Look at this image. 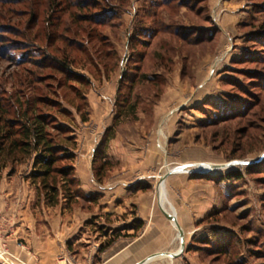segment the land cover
<instances>
[{
  "label": "rangeland",
  "instance_id": "obj_1",
  "mask_svg": "<svg viewBox=\"0 0 264 264\" xmlns=\"http://www.w3.org/2000/svg\"><path fill=\"white\" fill-rule=\"evenodd\" d=\"M71 1L0 0V94L50 98L48 112L64 132L54 134L71 138L77 190L87 195L71 205L62 195L58 206L48 207L27 178L30 164L7 168L4 179L37 196L31 218L41 226L26 229L43 233L45 215L63 224L87 220L84 240L57 243V264H103L137 236L126 232L125 224L132 226L128 209L106 216L100 193L84 187L101 189L122 205L126 195L116 192L137 187L154 203L163 235L149 231L143 249L122 257V264L176 254L181 237L159 206L162 177L195 164L255 162L170 176V215L185 245L177 257L148 264H264V0H175L167 10L153 6L161 0H105V25L91 20L98 16L94 4L104 0H82L90 7L85 10ZM149 9L157 15L146 16ZM66 57L71 63L63 74L52 59ZM31 75L43 82L27 84ZM0 203L6 212L7 202ZM145 228L144 222L138 227ZM4 231L1 264H37L30 237Z\"/></svg>",
  "mask_w": 264,
  "mask_h": 264
},
{
  "label": "trees",
  "instance_id": "obj_2",
  "mask_svg": "<svg viewBox=\"0 0 264 264\" xmlns=\"http://www.w3.org/2000/svg\"><path fill=\"white\" fill-rule=\"evenodd\" d=\"M161 1V5L159 2L153 1V6L161 7L163 5V9L167 10L171 8V5L174 7L177 5L173 3L175 0ZM180 5L185 7L187 4L182 1ZM75 6L79 10L90 8L89 4L82 0H77ZM108 7L109 3L105 0L101 1L100 4H94L93 10L98 13V16H92L91 20L95 18L93 22L95 25L107 23V20L101 21V17L104 19L106 16L108 17V14L105 13L110 10ZM150 13L153 16L157 15V12L149 9L146 16ZM143 31L146 37L150 35L148 30ZM176 33L178 36L179 32L176 31ZM52 60L55 61L54 69L61 70L63 74H65V70L70 68L71 62H68V57L60 63L55 58ZM38 68L46 69V66L39 63ZM34 81L31 75L27 84L43 82L42 80ZM10 97L7 99L0 94V171L11 168V171L14 172L16 168L30 164L29 180L35 187L38 200L44 201L48 207L58 206L62 195L69 201L70 205L77 198H86L87 195L77 190L79 182L72 166L75 156L71 153L74 147L71 138L61 141L58 135L54 134V131L59 135H63L64 132L60 124H55L59 126L56 128L54 116L48 112L51 104L50 98L46 94L29 97L23 94H11ZM55 104L59 105L58 102ZM62 164L63 166H61ZM61 183L62 186L59 187Z\"/></svg>",
  "mask_w": 264,
  "mask_h": 264
},
{
  "label": "crops",
  "instance_id": "obj_3",
  "mask_svg": "<svg viewBox=\"0 0 264 264\" xmlns=\"http://www.w3.org/2000/svg\"><path fill=\"white\" fill-rule=\"evenodd\" d=\"M4 171L5 170L0 171V179H1L0 182H4L0 187V191L2 192V194H0V199L2 201H6L7 206H6V212H3L5 210H0V235L1 236L3 235L2 233L5 232L4 230L6 228H7V232H9L8 234L9 236L12 235L16 236L18 235V233H22L23 236L27 234V237H30L29 242L32 241L34 243L35 248H37L38 252L36 253L37 255H35V259L38 260L37 264H57L58 244H62L65 241L66 243L70 241L79 243L80 241L84 240L87 234L89 233L88 232L89 228L85 227L88 226L87 224L88 221L76 219L72 221H67L66 224H63L61 223L62 221L61 217L60 219L57 220L54 219L55 220L54 221L52 219L49 220L48 216L45 215V217L43 218L44 221L43 233L41 232L40 235H37L38 233L36 231L37 234L36 233L30 234V232L26 228H30L32 223L35 226L34 227L35 230L36 227L38 228L41 226V223L38 220L34 219L35 218L34 216H31L35 208H38L35 207L33 204L36 203L35 200L37 196L35 195V192L33 190L27 194L20 193L14 181L12 182L11 179H4L5 178L4 175L2 176L1 174V172L3 173ZM177 174H181V173H177ZM29 175L30 172L27 175L28 180H29ZM9 178L12 177L10 176ZM28 180L26 181L27 183ZM82 186L84 187V185ZM84 189L87 193H96V194L100 193V195L102 196L100 200V204L101 206H103V209L99 208V210L103 211V213H105L106 216L113 214L118 215L123 211L126 212V210L128 209L130 212L129 217H132L128 223L132 224L133 227L132 226L130 227L128 224H125L126 225L125 227H127L126 232L127 233L132 232V235L135 234L137 236L134 239V242L129 243L127 247L125 246L119 247L118 249H116V251L114 250L115 252L113 251V254L111 253L107 258L104 259L103 264H122V262L125 259H127V258L123 259L122 257H130L131 253H135L138 250L143 249V242H144L143 240L147 238L146 235H148L149 231L154 233L157 237L163 235V231L158 229L161 227L160 224L162 220L158 218L157 215L154 214V209H155L154 203L152 202L151 199L145 201L143 196L140 195V192L137 191L138 190L137 187L135 188L128 187L126 189L121 188L120 190H118V192H116L115 195L119 194L121 195V197H125L126 195V199L123 205L119 203L118 199L113 200L111 199V197L109 198L110 195L108 193L105 194V192L101 191V189H97L94 186L89 185L88 188H86L85 186ZM18 195L19 197L22 195L21 196L22 198L19 199ZM16 199H18L17 200L18 205H13V202L15 204ZM20 200L23 201L21 202V206H20ZM113 201L117 204L116 206L112 205ZM1 207L4 208L3 204L2 206L0 205V208ZM31 217L34 218L32 219ZM142 222L146 223L147 228L138 229V227ZM60 226L62 227L60 228ZM16 228L18 229V231H16ZM51 231L54 232V235L49 233ZM162 241L166 243L168 242V239L167 240L163 239ZM121 244L123 243L121 242ZM165 257L169 259L171 258V256L168 257L165 256ZM27 258L25 257V260H28ZM33 258L34 257H31V259ZM67 264H73V263H67Z\"/></svg>",
  "mask_w": 264,
  "mask_h": 264
},
{
  "label": "water",
  "instance_id": "obj_4",
  "mask_svg": "<svg viewBox=\"0 0 264 264\" xmlns=\"http://www.w3.org/2000/svg\"><path fill=\"white\" fill-rule=\"evenodd\" d=\"M255 162H239V161H236V162H232V163H229L227 165H218V166H214V165H203L202 167H199V168H194V169H189L191 166H184L183 168H180L179 169V172L181 174H196V175H206L207 172H212V171H223V170H226V169H229L230 167H233V166H249V165H252L254 164ZM177 172L173 171V170H170L168 171L163 177H162V180L160 182V186L161 185H164L166 180L172 176V175H176ZM163 211V214L166 216V218L168 220H170L171 222L174 223L175 227L177 228L179 234H180V237H181V252L184 248V239H183V232H182V229L181 227L179 226V224L177 223V219L175 218V216H172L170 215L168 212H166L165 210L161 209ZM180 252V254H181ZM179 254V255H180ZM165 256H171L172 258H175L177 257L178 255H174V254H168V253H163V254H158V255H155L153 256L152 258H149L145 261H142L140 262L139 264H148L149 262L153 261L154 259H157V258H160V257H165Z\"/></svg>",
  "mask_w": 264,
  "mask_h": 264
},
{
  "label": "bare ground",
  "instance_id": "obj_5",
  "mask_svg": "<svg viewBox=\"0 0 264 264\" xmlns=\"http://www.w3.org/2000/svg\"><path fill=\"white\" fill-rule=\"evenodd\" d=\"M203 165H205V164H196V165H193L192 168L193 167L199 168V167H202ZM180 168H183V167H178L177 169H175L173 171H175L177 173H180L179 172V169ZM214 172L215 171H212L211 173H214ZM211 173L210 172H207V174H211ZM159 205H160L161 209L165 210L169 214L172 212V206H171V204H170V202L168 201V198H167V188H166V184L159 186ZM179 237H180V234H179ZM180 252H181V248H180V250L177 251L176 254H179Z\"/></svg>",
  "mask_w": 264,
  "mask_h": 264
}]
</instances>
